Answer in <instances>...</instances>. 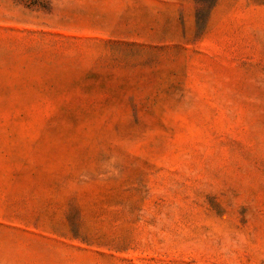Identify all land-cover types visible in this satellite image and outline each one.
<instances>
[{
  "label": "rangeland",
  "instance_id": "rangeland-1",
  "mask_svg": "<svg viewBox=\"0 0 264 264\" xmlns=\"http://www.w3.org/2000/svg\"><path fill=\"white\" fill-rule=\"evenodd\" d=\"M0 264H264V0H0Z\"/></svg>",
  "mask_w": 264,
  "mask_h": 264
}]
</instances>
